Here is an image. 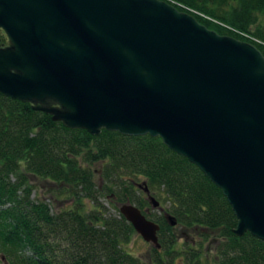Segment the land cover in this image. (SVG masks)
<instances>
[{
  "label": "water",
  "instance_id": "95a60500",
  "mask_svg": "<svg viewBox=\"0 0 264 264\" xmlns=\"http://www.w3.org/2000/svg\"><path fill=\"white\" fill-rule=\"evenodd\" d=\"M0 28L9 40L0 45L1 94L92 135L160 137L222 190L234 233L264 241L257 46L218 34L167 0H0ZM119 212L161 248L158 223L134 204Z\"/></svg>",
  "mask_w": 264,
  "mask_h": 264
},
{
  "label": "trees",
  "instance_id": "16d2710c",
  "mask_svg": "<svg viewBox=\"0 0 264 264\" xmlns=\"http://www.w3.org/2000/svg\"><path fill=\"white\" fill-rule=\"evenodd\" d=\"M167 1L264 55V0ZM8 41L0 28V45ZM96 165L101 189L91 168ZM34 178L57 185L71 204L55 208L34 198ZM145 186L158 198L160 216L150 212ZM102 197L134 204L160 225L161 248L153 247L147 264H205L202 250L177 249L178 225L199 228L205 238L204 231L219 232L220 264H264V241L250 233L237 236V218L222 190L160 137L107 130L92 135L0 93V264H146L125 249L137 234L133 225L119 211L111 213Z\"/></svg>",
  "mask_w": 264,
  "mask_h": 264
},
{
  "label": "rangeland",
  "instance_id": "374dc122",
  "mask_svg": "<svg viewBox=\"0 0 264 264\" xmlns=\"http://www.w3.org/2000/svg\"><path fill=\"white\" fill-rule=\"evenodd\" d=\"M92 170L95 174V181L98 185V189H101L102 182L100 177L99 166H92ZM139 183L144 181L143 178L137 179ZM32 184L34 185V198L39 197L40 199L46 200L48 203L52 204L53 207H62L65 208L69 206L71 203L64 201L66 197L61 195L60 189L57 185L51 183L47 180L42 179H32ZM143 198L146 199V195H142ZM158 199V198H157ZM107 208H109L111 213H117L120 211L121 204L118 203L113 204L110 202L109 198L102 197L100 200ZM162 207L165 208V204L162 202ZM151 208V207H149ZM148 208V209H149ZM150 212L156 216H160L163 211L161 208L150 209ZM173 233L177 238V249L183 250L188 249L190 246L196 247L199 250H202V261L205 264H220L219 258L216 250V242L220 240L219 232L217 231H204L207 235L203 237L201 234L203 230L197 229H186L181 227L180 225L176 226L173 230ZM125 249L131 254L139 257L142 262L149 263L153 259V246L152 244L146 242L139 234H136L131 243L125 246ZM2 262V256L0 254V263Z\"/></svg>",
  "mask_w": 264,
  "mask_h": 264
},
{
  "label": "bare ground",
  "instance_id": "6f19581e",
  "mask_svg": "<svg viewBox=\"0 0 264 264\" xmlns=\"http://www.w3.org/2000/svg\"><path fill=\"white\" fill-rule=\"evenodd\" d=\"M151 208H152V209H155V208H153V205H151ZM146 217H147V216H146ZM147 218H148V217H147ZM136 233H137V232H136Z\"/></svg>",
  "mask_w": 264,
  "mask_h": 264
}]
</instances>
